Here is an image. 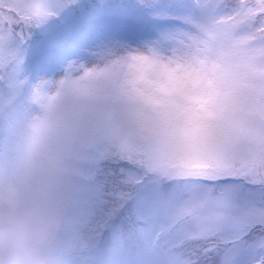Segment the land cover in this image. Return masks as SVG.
Masks as SVG:
<instances>
[{
  "label": "snow or ice",
  "instance_id": "snow-or-ice-1",
  "mask_svg": "<svg viewBox=\"0 0 264 264\" xmlns=\"http://www.w3.org/2000/svg\"><path fill=\"white\" fill-rule=\"evenodd\" d=\"M5 209L79 264H264V0H0Z\"/></svg>",
  "mask_w": 264,
  "mask_h": 264
},
{
  "label": "clouds",
  "instance_id": "clouds-1",
  "mask_svg": "<svg viewBox=\"0 0 264 264\" xmlns=\"http://www.w3.org/2000/svg\"><path fill=\"white\" fill-rule=\"evenodd\" d=\"M8 216L5 209L0 223V264H79L83 236L73 240L63 222L41 227L29 216L17 215L11 222ZM69 248L73 258L65 259Z\"/></svg>",
  "mask_w": 264,
  "mask_h": 264
}]
</instances>
